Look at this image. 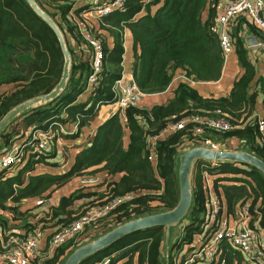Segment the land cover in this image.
I'll use <instances>...</instances> for the list:
<instances>
[{
    "label": "trees",
    "instance_id": "obj_1",
    "mask_svg": "<svg viewBox=\"0 0 264 264\" xmlns=\"http://www.w3.org/2000/svg\"><path fill=\"white\" fill-rule=\"evenodd\" d=\"M34 1L63 35L70 54L69 76L54 99L24 110L0 133V153L11 151L17 146L15 141L24 137L18 145L20 162L14 173L7 176L5 171L0 172L1 234L67 225L89 208L130 195L81 235L44 257L42 264H63L77 248L117 226L172 210L179 200L180 157L190 147L200 146L203 139L218 142L223 150L231 139H237L236 151L245 150L264 161V136L259 130L264 114L259 118L255 111L258 93H264V79L256 76L243 39L232 29L234 53L243 72L227 95L204 97L188 82H178L168 103L127 106L103 121L87 142L74 143L83 127L96 117L99 106L114 102L112 86L123 72L125 28L133 40L132 77L144 96L164 92L177 72L195 82L217 81L224 59L216 17L225 0H124L122 7L97 17L91 32L101 46L100 70L88 98L81 102L77 99L86 89L92 68L90 54L86 53L90 46L78 22L92 3ZM251 31L264 42V32L255 27ZM63 65L58 38L27 1L0 0V120L24 101L53 90ZM193 116L223 118L231 128L225 132L205 129L201 135H194L195 124L189 122L182 129L161 134L169 124ZM70 123H76L75 132H56L59 125ZM30 132H49V147L39 148L28 136ZM153 136L157 139L151 150ZM70 149H74V156L70 154L63 161V154ZM151 151L153 160L149 159ZM206 175L212 178L214 191L223 195L228 212L249 200L253 222L264 229V173L248 163L199 158L190 175V207L178 224L169 227L167 238L163 225L139 229L79 264H174L177 252L200 231ZM74 182L82 185L46 209L44 200ZM25 199L45 203L28 208L22 206ZM40 206L43 209L39 211ZM35 214L41 216L35 220ZM175 226L180 232L170 243L168 238ZM88 237L94 238L88 241ZM225 257L227 264L234 259L241 264L239 254L231 256L227 251Z\"/></svg>",
    "mask_w": 264,
    "mask_h": 264
},
{
    "label": "built area",
    "instance_id": "obj_2",
    "mask_svg": "<svg viewBox=\"0 0 264 264\" xmlns=\"http://www.w3.org/2000/svg\"><path fill=\"white\" fill-rule=\"evenodd\" d=\"M79 0H75L77 2ZM86 1V2H85ZM92 3L88 11L82 15L79 23V30L83 39L90 46L86 53L90 54V65L92 73L87 78L86 89L89 93L96 83V74L100 70L101 46L99 41L91 32V18L104 16L111 11L123 6L124 0H90ZM81 3H89L83 0ZM239 16H244L259 30L264 32V1L256 0H225L219 5V13L216 17L217 23L221 24L219 34V45L222 50L223 62L227 61L233 52V42L231 40V22ZM264 79V76H262ZM182 80L193 83L194 81L182 75ZM114 92V102L109 103L117 110H124L127 106H137L142 101L144 94L137 88L135 83H128L123 79L117 80L112 86ZM189 122L195 124L194 135H201L205 129L225 132L231 128L230 124L223 118L193 116L183 118L167 126L161 134H167L174 130L182 129ZM76 123L59 125V130L64 133L76 131ZM260 133L264 136V125L259 122ZM32 141H37L41 149L49 147V132H30ZM157 136L150 139V149L153 150ZM198 147H205L213 151L223 150L221 144L210 139H203ZM16 149L15 154L12 151ZM20 147L16 146L11 151L0 153V172L5 171L7 176L14 173V167L19 164L17 155ZM149 159H154V153H149ZM205 213L200 226V231L196 233L191 242L184 244L174 258V264H227L225 252L229 251L231 256L239 254L241 264H264V229L257 225V221L252 220L250 205L246 200L237 205L232 212H228L224 197L221 193H216L212 186V178L205 176ZM117 198L105 205L92 207L80 214L67 225H60L52 228V233L48 237L45 247L40 246L42 231L39 226L31 230L16 231L11 235H3L0 231V264H42L44 257L64 244L66 241L81 235L86 227L91 226L98 220L105 217L122 201L128 199ZM42 202V201H38ZM50 204L52 205L51 201ZM261 233L263 235H261ZM165 256L169 253L166 250ZM105 261L103 264H106ZM231 264H237L234 259Z\"/></svg>",
    "mask_w": 264,
    "mask_h": 264
},
{
    "label": "water",
    "instance_id": "obj_3",
    "mask_svg": "<svg viewBox=\"0 0 264 264\" xmlns=\"http://www.w3.org/2000/svg\"><path fill=\"white\" fill-rule=\"evenodd\" d=\"M26 1L31 6L33 11L50 26V28L53 30L56 37L58 38L60 47L62 49V53L64 55V65L59 83L55 86L53 90H51L47 94L37 96L27 101H24L23 103L11 109L6 115L2 117V119L0 120V133L4 130L7 124L14 117H16L24 110L28 109L29 107L41 105L47 101L54 99L65 88L66 81L69 76L70 54L66 48L63 35L61 34L59 28L45 12H43L37 6L34 0H26ZM100 2L101 0H98V3ZM220 31H221V24L217 23L216 33L219 35ZM244 40L248 46H256L259 44L255 39L254 33H251L250 35L246 36ZM132 83H134V80L130 82V84ZM15 152L16 149L12 151V154H15ZM199 158L213 160V161L232 160L242 163H248L255 166L264 173V161L256 157L253 153H249L245 150L213 151L205 147H193L187 150L186 152H184L180 157L179 169H178L179 200L176 206L172 210L159 214L148 215L141 218L133 219L120 226H117L116 228L98 237L97 239L77 248L72 254L68 256V258L64 261L63 264H79V262L82 261L84 258L114 243L115 241L124 237L125 235L139 229H145L152 226L163 225L165 227L166 238H167L169 227L171 225L178 224L180 220L184 217V215L187 213L190 207L191 204L190 175L193 164Z\"/></svg>",
    "mask_w": 264,
    "mask_h": 264
},
{
    "label": "crops",
    "instance_id": "obj_4",
    "mask_svg": "<svg viewBox=\"0 0 264 264\" xmlns=\"http://www.w3.org/2000/svg\"><path fill=\"white\" fill-rule=\"evenodd\" d=\"M81 1H83V0H79V1L75 2V4H79ZM250 1L254 2L256 0H250ZM89 2H90V0H89ZM155 9H156L155 7L152 8L153 11ZM90 20H92L91 23H95V20L93 18H91ZM253 27H255V26L250 22L249 19H247L244 16L236 17L230 24V29H232V31L237 33V35L243 39L244 46L248 49V52H249V59L257 71L256 76L260 77L263 81L262 76H264V42L254 32L251 31ZM232 31H231V33H232ZM251 33L255 34V39L259 43L256 46H248L244 40L245 37L250 35ZM110 41L111 40H109V42ZM123 47H124L123 61H122L123 72H122L121 79H123V81H125V82L130 83L133 80L132 66H133V62H134V47H133V40H132L131 33L127 28L124 29V33H123ZM242 72H243V69L239 65L237 58H236V55L234 53V49H233V52L229 55L227 61H225L223 63L221 77L217 81H213V82H195L194 81L193 83H191V84L189 83V84H190V86L195 88L199 92V94H201L204 97L225 96L229 93L233 81L240 74H242ZM182 75H183L182 72H177L176 75L174 76L173 80L171 81V83L169 84V86L167 87V89L164 92L144 96L139 105L152 106L155 104H166V103H168V101L173 96V91H174L176 84L178 82L184 81L180 78ZM263 84H264V81H263ZM255 87L259 89V84L255 85ZM88 96H89V93H87V92L83 93L81 96H79V98L77 99V102H81L82 100L88 98ZM263 101H264V93L261 91L258 93L257 101L255 104L256 105L255 106L256 115L259 118H262L263 114H264ZM117 111L118 110L115 109L110 104L100 105L99 108L97 109L96 117L89 124V126L83 127V129L81 130L80 137H78L74 141V143L83 144V143L87 142L89 137H91L92 134L95 132L96 128L103 121L108 119L110 116H112ZM238 145L239 144H238L237 139H231L229 141V145H227L228 148L227 149L224 148V150L236 151V149H238ZM70 151H71L70 154H71V158H72V156H74V149H72V150L70 149ZM47 171H49V170L47 169ZM101 189H102V187H101ZM59 197H58V199H59ZM58 199H57V202H58ZM50 201L52 202V204H55L52 199H50ZM26 204H28V205H30V204L31 205H33V204L40 205L38 203V199H27V200L25 199V200H23L22 206H26ZM40 207L41 208H38L39 211L41 209H43L42 206H40ZM35 211H37V210H35ZM39 216H41V214H37L34 219L37 220V218ZM22 230L23 229H17V231H22ZM51 233H52V227H49V228L45 227L43 229L41 240H40V246L45 247L44 245H45L48 237L51 235Z\"/></svg>",
    "mask_w": 264,
    "mask_h": 264
},
{
    "label": "rangeland",
    "instance_id": "obj_5",
    "mask_svg": "<svg viewBox=\"0 0 264 264\" xmlns=\"http://www.w3.org/2000/svg\"><path fill=\"white\" fill-rule=\"evenodd\" d=\"M23 140H24V137H19L16 141H15V146L17 145H20L22 142H23ZM193 148V147H192ZM190 149H191V147H190ZM70 150H66V153H64L63 154V156H62V159H63V161H65L68 157H69V155H70ZM82 185V183H80V182H74V183H72V184H70L68 187H63V188H60V189H58V190H55L54 191V193H53V195H52V198H50V199H52L53 200V202L54 203H57V199H58V197L59 196H61V195H63V194H67L69 191H74L75 189H77L78 187H80ZM50 199H48V200H44L45 202H47V204H45V207H46V209H50V206L49 205H51L50 204ZM44 202V203H45ZM40 203V202H39ZM44 203H41L40 205H42V204H44ZM52 203V202H51ZM35 206V208L36 207H38L39 205H37V204H33V205H28V204H26V207H34ZM180 232V228H178V226H175V227H173V229L171 230V235H170V237L168 238V240H169V242L171 243L172 242V240H174L175 239V237L177 236L176 234L177 233H179ZM261 235H263L262 233H261ZM95 237V236H94ZM94 237H88L89 239H87L88 241H91Z\"/></svg>",
    "mask_w": 264,
    "mask_h": 264
}]
</instances>
